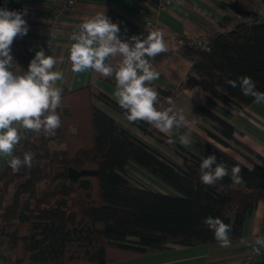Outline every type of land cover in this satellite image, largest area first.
<instances>
[{
  "label": "trees",
  "instance_id": "trees-1",
  "mask_svg": "<svg viewBox=\"0 0 264 264\" xmlns=\"http://www.w3.org/2000/svg\"><path fill=\"white\" fill-rule=\"evenodd\" d=\"M225 5L230 12L209 36L208 51L187 40L180 49L191 67L178 89L199 88L228 109L247 107L253 98L225 81L249 76L264 92V20L226 31L250 15L254 0ZM24 49L15 38L11 54L27 68L33 56ZM155 89L165 107L166 98L178 91ZM97 102L142 135L173 147L180 161L145 144ZM197 110L205 125L193 146L199 153L168 143L144 122L127 121L116 101L93 87L62 89L57 109L62 123L55 135L26 130L14 148L21 160L25 153L31 155V165L13 170L8 161L0 163V264H108L109 248L155 253L220 245L202 223L207 216L230 225V241L241 239L246 220L264 201V156L241 143V134L229 123L201 106ZM212 154L228 175L205 186L199 181V164ZM130 163L170 193L135 181L127 173ZM234 166L241 169L240 183L231 178ZM257 264H264V250Z\"/></svg>",
  "mask_w": 264,
  "mask_h": 264
},
{
  "label": "crops",
  "instance_id": "crops-1",
  "mask_svg": "<svg viewBox=\"0 0 264 264\" xmlns=\"http://www.w3.org/2000/svg\"><path fill=\"white\" fill-rule=\"evenodd\" d=\"M226 1L228 0H172L170 5H163L160 0L159 4L155 5L151 2L137 0H80L73 13L60 18L53 16L49 0H3V6L10 11H14V8H17L18 12L27 11L24 19L29 25V32L24 37L16 38L25 51L34 56L35 51L43 48L46 54L61 60L54 68L62 73V79L56 82V87L69 92L93 87L115 100L113 98L115 91L113 79L102 77L92 70L83 73H74L71 70L68 46L72 41L68 37L76 30L82 18L105 13L114 23L120 25L121 35L125 38L142 32L147 34L146 23L150 22L153 31L159 30L163 33L167 47L165 53L158 54L152 61L154 70L160 76L151 82V86L160 90H175L179 88L191 67V62L177 48V40L201 37L206 33L219 31L221 29L220 21L230 12L225 5ZM12 46L13 44L11 48ZM13 58L17 67L14 65L11 70L22 74L26 69L23 62L14 55ZM117 59L113 58L114 64ZM201 93L206 95L199 88L178 89L175 96L171 98L172 104L169 107L182 113L189 122H195L191 128L190 144L182 146L199 153L193 146L200 142L198 138L202 136L201 131L205 126L197 110V106H201L233 126L241 134L239 137L241 143L264 156V103L254 102L250 106L238 108L236 113L230 111L222 103L211 100L207 95L201 98ZM97 104L116 120H119L126 129L140 133L112 113L110 109L98 102ZM17 128L20 136L23 137L26 129L19 125ZM188 131L189 129L185 127L174 128L166 138H171L179 143V137ZM142 136L150 139L147 136ZM10 159L11 156L0 155V163ZM127 166L135 168L133 171L129 170L131 172L138 173L140 170L135 165L128 164ZM126 169L128 170V168ZM157 184L162 190L148 187L156 192L170 193L162 183L157 181ZM259 236L264 237V201L259 202L252 217L246 220L241 239L235 242L231 241L229 247H222L221 244L202 245L178 247L171 251L155 253H136L109 248L106 251V256L109 260L108 264H239L249 250L253 239Z\"/></svg>",
  "mask_w": 264,
  "mask_h": 264
},
{
  "label": "clouds",
  "instance_id": "clouds-1",
  "mask_svg": "<svg viewBox=\"0 0 264 264\" xmlns=\"http://www.w3.org/2000/svg\"><path fill=\"white\" fill-rule=\"evenodd\" d=\"M26 15V10L18 12L0 8V155L11 156L8 165L13 170L30 166L32 161L28 153L22 160L13 155L21 139L17 125L50 136L55 135L62 123L57 112L62 101V88L55 86L62 79V73L54 70L61 60L46 54L41 48L35 51L22 74L11 70L16 66L11 54L14 38L24 37L29 32V25L24 19ZM68 39L72 41L68 46L71 70L74 73L92 70L102 77L113 79V98L127 121L144 122L165 137L174 128H188L189 131L179 137V143L183 146L190 144L191 128L195 122L186 120L173 107H165L159 99V92L151 86V82L160 76L154 70L152 61L158 54L167 51L161 31L142 32L125 38L121 35L119 24L105 13H97L82 18ZM113 58H118L115 64ZM225 82L232 88H239L243 96L252 97L255 103H264V92L256 89L251 77L239 76ZM204 96L201 93V98ZM166 102L171 105V98H166ZM167 142L172 144L176 141L168 138ZM240 171L238 166L232 168L234 183H240ZM226 175V167L217 162L215 154L201 160L199 181L202 185H214ZM202 223L222 247L230 246V225L212 216L204 217ZM262 249L264 237H257L252 251L259 255Z\"/></svg>",
  "mask_w": 264,
  "mask_h": 264
},
{
  "label": "built area",
  "instance_id": "built-area-1",
  "mask_svg": "<svg viewBox=\"0 0 264 264\" xmlns=\"http://www.w3.org/2000/svg\"><path fill=\"white\" fill-rule=\"evenodd\" d=\"M80 0H49L51 12L55 18H60L65 15H69L73 13L79 4ZM163 5H170L172 3V0H161ZM0 8H6L4 6ZM9 10L8 8H6ZM264 20V0H254V5L252 8V11L249 16L240 18L233 23L230 24L229 28H227L226 31H230L232 27L236 24H245V25H253L256 23H260ZM146 30L147 32L153 31V26L150 22L146 23ZM212 33H206L202 35L201 37H193L189 39H179L176 42L177 48L180 50L185 44L187 40V44L201 48L205 51H208V42H209V36ZM45 48V46H44ZM230 111H237L238 108H230ZM256 240V239H255ZM255 247V241L252 242L251 248L245 253L243 259L239 264H257L258 261L261 258V252L264 250L262 249L260 254H255L252 249Z\"/></svg>",
  "mask_w": 264,
  "mask_h": 264
},
{
  "label": "rangeland",
  "instance_id": "rangeland-1",
  "mask_svg": "<svg viewBox=\"0 0 264 264\" xmlns=\"http://www.w3.org/2000/svg\"><path fill=\"white\" fill-rule=\"evenodd\" d=\"M236 113L238 111H235ZM134 133V135H136L140 140H142L145 144L149 145L150 147L154 148L155 150H157L158 152H160L161 154H163L164 157H166L167 159H170L172 161H180L179 159L177 160V157L174 155V148L171 147V146H165V147H162V146H159L160 144H158L157 142L153 141L151 138L150 139H147V138H144L140 133H137L136 131H132ZM152 140V141H151ZM194 150V149H193ZM131 164V163H130ZM132 166L134 164H131ZM128 170H127V173L129 175H131V177L137 181L138 183L144 185V186H149V187H153V189H157V190H162L159 188L158 184H157V180L154 179L152 176H150L149 174H147L146 172H144L143 170H139V172H131L133 171V169L135 168H132V167H128ZM131 170V171H129ZM260 237V236H259ZM262 237V236H261ZM257 238V237H256ZM255 238V239H256ZM255 239H253V241H255ZM252 241V242H253ZM252 244V243H251ZM250 248H251V245H250ZM249 248V249H250Z\"/></svg>",
  "mask_w": 264,
  "mask_h": 264
}]
</instances>
